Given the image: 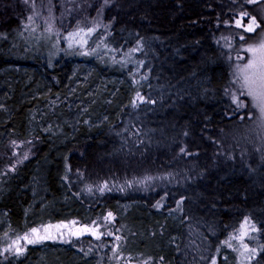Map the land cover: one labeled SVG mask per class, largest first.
Instances as JSON below:
<instances>
[{"label":"trees","instance_id":"1","mask_svg":"<svg viewBox=\"0 0 264 264\" xmlns=\"http://www.w3.org/2000/svg\"><path fill=\"white\" fill-rule=\"evenodd\" d=\"M110 5L104 26L92 34L90 45L95 47L89 49L107 52L116 65L103 68L91 60L88 67L121 89L131 86L147 102L129 107L124 99L125 105L108 115L100 133L78 134L63 155L71 169H79L82 164L104 165L110 156L127 160L130 151L139 154L115 166L116 180L126 182H115L113 193L95 194L90 200L71 176L73 198L82 208L96 211L132 203L148 218L176 216L178 241L174 249L168 238L161 240L162 264H220L223 245L247 218L258 230V254L251 264H264V128L250 109L232 98L235 66L246 53L241 34L248 44L246 28L235 21L243 12V23H248L255 0H113ZM6 49L0 50V72L10 65L26 66L45 76L51 96L64 93L73 61L61 59L51 70L41 59L18 62L9 55L7 62ZM15 105L11 117L0 121V136L24 131L25 105ZM55 163L60 168L61 163ZM56 165L48 171V185L57 196ZM31 169L23 167L19 179L1 188L2 237L5 226L22 232L24 215L32 206ZM129 175L149 177L147 188L130 192L125 188ZM67 210L60 207L57 215ZM105 243L84 237L71 245V252L80 256L63 252L60 258L103 264ZM193 245L199 251L192 253ZM51 251L41 255L52 262L57 256Z\"/></svg>","mask_w":264,"mask_h":264},{"label":"rangeland","instance_id":"2","mask_svg":"<svg viewBox=\"0 0 264 264\" xmlns=\"http://www.w3.org/2000/svg\"><path fill=\"white\" fill-rule=\"evenodd\" d=\"M110 2L104 5L102 16L98 17L97 10L103 0H0V50L7 48L3 51L7 62H11L9 55L18 62L41 59L45 68L51 70L61 59L74 62L64 93L57 92L53 96L43 80L45 76L39 77L38 72L29 71L26 66L10 65L0 72V121L6 122L11 117L16 107L13 106L15 101L25 105L24 131L3 133L0 136V191L4 184L19 179L23 167L30 165L32 168L29 180L32 206L24 215L21 233L18 229L5 226L3 237L0 236V264H77L75 259L64 262L60 254L73 251L71 245L84 237L106 240L102 244L105 254L102 256L103 264H162L161 240L168 238L169 244L174 249L176 247L174 243L178 241V218L173 214L148 218L142 215L140 210L143 208L132 203L117 204L114 209L108 207L98 211L82 208L70 190V177L76 176L79 181L76 186L90 200L95 194L102 196L115 191V182H119L114 173L117 172L115 166L118 162L123 163L125 156H110L104 165L82 164L79 169H71L64 159L63 150L78 134L84 132L88 136L94 132L100 133L104 124L109 122L108 115L116 112L119 108L117 106L121 107L124 99L129 107H138L147 102L143 94L136 89L134 92L131 86L121 89L115 86L113 80H108L88 67L87 61L91 60L103 68L112 69L116 65L113 56L107 52L94 54L91 49L95 45H90L97 29L104 26V16L112 6ZM254 10L246 19L249 22L251 16H255L259 24L255 32L246 29L248 44L258 43L261 39L264 30V0H255ZM49 24L52 25L51 31ZM93 25L96 26L95 33L78 32V29ZM69 32L75 33L71 45L67 35ZM245 51L238 64L247 63L251 59L252 53L247 48ZM137 93L144 99H140ZM240 99L247 101L245 108L250 109V115L254 114V118L261 123V113L253 105L252 98L245 94ZM127 154L129 156L125 162H128L129 157L131 161L139 153L130 151ZM137 160V164L141 165L144 158ZM55 161L61 163L60 168ZM53 164L57 166V196L48 185V171ZM126 177L128 182L125 188L130 192L135 187L139 190L141 187L142 190L147 188L149 177ZM60 207L68 210L63 215H57ZM109 212L113 216L104 219ZM194 219L192 222L197 223ZM82 225H99L98 231L103 235L96 236L87 231L75 235ZM32 228L39 229L40 235L48 234L56 239L28 243L22 237L25 232L34 237L35 234L30 232ZM17 238H20V246L25 249L20 253L15 251L14 242ZM257 243L258 230L246 218L223 245L220 264H251L258 254ZM48 250L57 256L52 262L48 256L41 255ZM190 251L195 253L199 249L193 245ZM70 254L80 256L74 252Z\"/></svg>","mask_w":264,"mask_h":264},{"label":"snow or ice","instance_id":"3","mask_svg":"<svg viewBox=\"0 0 264 264\" xmlns=\"http://www.w3.org/2000/svg\"><path fill=\"white\" fill-rule=\"evenodd\" d=\"M110 0H103V4H101L100 8L97 10V16H102L103 7L104 5L108 4ZM35 7V4H33ZM247 15L246 13H240V18L235 21L237 25L241 28H246L248 32H255L256 26L259 24L255 16H251L249 22L247 24L243 23V17ZM49 31L52 30V25L49 24ZM96 26L93 25L92 27L88 28H81L78 29L80 33H92L95 31ZM75 33L69 32V44L71 45L72 41L71 38ZM231 39V38H229ZM241 44L242 47L247 48V50L252 53L251 59L248 60L247 63L244 64H237L235 66V70L233 73L232 79L235 81L236 88L233 89V92L236 94L233 95V99L241 106L245 107L247 104L246 100H241V95H247L252 98V103L255 107H257L261 113V126H264V30H262L261 39L258 43L254 44H246L244 43V36L241 34ZM77 43H86V41H77ZM228 47H232V45H227ZM243 54L241 53V56ZM241 57L238 56L237 59L239 60ZM137 96H140L137 93ZM140 99H144V97L140 96ZM242 118V117H241ZM23 143V141H21ZM184 151V149H181ZM103 190V189H102ZM113 214L111 212L108 213L104 219H108L112 217ZM63 223V222H61ZM75 224V221H72ZM99 225H95L90 227L89 225H82L81 228H78L75 232V235L79 236L82 234L83 231L91 232L93 235L102 236L103 233L98 231ZM32 234L35 236H31L28 232L23 234V239L27 240L28 243H36L40 240L46 239H56L55 236H51L48 234L40 235L39 229L32 228L30 230ZM16 245L15 251L20 253L23 252L25 249L20 246V238L14 242ZM12 247V245H9ZM247 247V245H245Z\"/></svg>","mask_w":264,"mask_h":264}]
</instances>
